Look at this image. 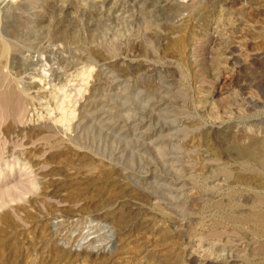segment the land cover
<instances>
[{
    "label": "rangeland",
    "instance_id": "rangeland-1",
    "mask_svg": "<svg viewBox=\"0 0 264 264\" xmlns=\"http://www.w3.org/2000/svg\"><path fill=\"white\" fill-rule=\"evenodd\" d=\"M154 1L0 0V264H264V0Z\"/></svg>",
    "mask_w": 264,
    "mask_h": 264
},
{
    "label": "bare ground",
    "instance_id": "bare-ground-1",
    "mask_svg": "<svg viewBox=\"0 0 264 264\" xmlns=\"http://www.w3.org/2000/svg\"><path fill=\"white\" fill-rule=\"evenodd\" d=\"M166 1L167 0H156V1H154V3L152 2L153 7L158 8L155 11L161 10V8H163V6L166 4ZM11 89L7 88L6 90H3L2 92H0V107H4L6 109V108H11L12 106H13L12 108H14L15 106L18 107V105H20L19 103H21L20 102L21 98H20L19 94L16 91H13V89L12 90ZM258 216H259L258 220L261 219L262 221H264V213L261 216H260V214H258L257 217ZM261 222H260V224H261Z\"/></svg>",
    "mask_w": 264,
    "mask_h": 264
}]
</instances>
